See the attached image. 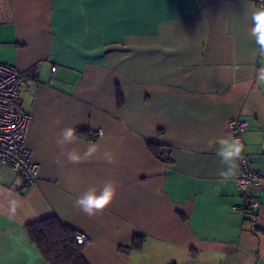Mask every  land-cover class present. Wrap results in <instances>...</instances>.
I'll return each instance as SVG.
<instances>
[{"label": "crops", "instance_id": "obj_1", "mask_svg": "<svg viewBox=\"0 0 264 264\" xmlns=\"http://www.w3.org/2000/svg\"><path fill=\"white\" fill-rule=\"evenodd\" d=\"M255 1L0 0V63L24 77L16 105L30 117L25 145L38 167L24 187L0 165V264H48L27 231L47 218L88 236L87 264H264ZM233 118L249 123L242 150L260 176L255 215L240 210L239 157L220 155ZM70 126L76 141L62 149ZM73 149L79 162L67 160ZM108 181L113 202L83 213L77 197Z\"/></svg>", "mask_w": 264, "mask_h": 264}, {"label": "built area", "instance_id": "obj_2", "mask_svg": "<svg viewBox=\"0 0 264 264\" xmlns=\"http://www.w3.org/2000/svg\"><path fill=\"white\" fill-rule=\"evenodd\" d=\"M258 7H264V0H256ZM55 68L51 69V73ZM24 77L13 66L0 63V165L21 177L24 187H31L36 182L38 167L31 162V153L26 148L25 139L30 117L18 109L16 103L23 90ZM249 123L233 118L229 122L232 142L239 141L243 147V134ZM103 135L101 130L90 134V140L96 141ZM162 162L169 158L167 149H162ZM252 157L243 150L239 155L240 174L236 180L240 191L244 215H255L260 209L258 198L253 192L260 189L259 173L252 167ZM75 242L84 246L89 243L88 236L75 233Z\"/></svg>", "mask_w": 264, "mask_h": 264}, {"label": "clouds", "instance_id": "obj_3", "mask_svg": "<svg viewBox=\"0 0 264 264\" xmlns=\"http://www.w3.org/2000/svg\"><path fill=\"white\" fill-rule=\"evenodd\" d=\"M252 27L250 29V35L254 38L255 44L258 46L256 49V54L264 57V7H260L254 10L251 15ZM260 83L264 84V69H261L259 77ZM76 141V130L74 127H66L61 130L57 144L63 149V146L72 144ZM97 151L95 145H91L87 148L84 153L85 156H91ZM242 151V146L237 140L234 143L227 145L222 149L220 155L223 157L225 162H231L234 158L239 157ZM61 155L65 153L61 152ZM108 162H111V154L105 153ZM67 160L72 163L79 162L81 159V154L76 150H69L66 153ZM59 163V160L57 161ZM116 185L112 181L105 182L102 189L97 192V190L92 187L87 191L79 195L75 201L76 206L86 215L95 216L98 213H102L108 206L113 202L116 196ZM11 211H15V201L12 202Z\"/></svg>", "mask_w": 264, "mask_h": 264}, {"label": "trees", "instance_id": "obj_4", "mask_svg": "<svg viewBox=\"0 0 264 264\" xmlns=\"http://www.w3.org/2000/svg\"><path fill=\"white\" fill-rule=\"evenodd\" d=\"M154 155L159 160H164L162 149L157 148ZM168 160L169 158L165 159V162ZM27 231L30 240L48 264H87L82 254L83 246L75 242V232L63 226L56 218L28 224ZM138 246L139 242L133 245Z\"/></svg>", "mask_w": 264, "mask_h": 264}]
</instances>
